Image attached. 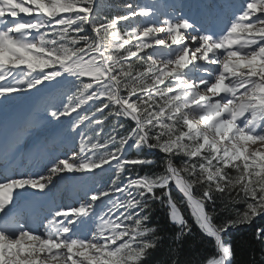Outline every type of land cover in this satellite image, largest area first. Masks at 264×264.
Wrapping results in <instances>:
<instances>
[{
	"label": "snow or ice",
	"instance_id": "1",
	"mask_svg": "<svg viewBox=\"0 0 264 264\" xmlns=\"http://www.w3.org/2000/svg\"><path fill=\"white\" fill-rule=\"evenodd\" d=\"M157 208L170 264L264 218V0H0V264H146Z\"/></svg>",
	"mask_w": 264,
	"mask_h": 264
},
{
	"label": "trees",
	"instance_id": "2",
	"mask_svg": "<svg viewBox=\"0 0 264 264\" xmlns=\"http://www.w3.org/2000/svg\"><path fill=\"white\" fill-rule=\"evenodd\" d=\"M113 2L119 5L128 2V0H113ZM113 14L118 13H108V15ZM173 195L176 196L177 199L180 198L179 194L175 191ZM238 207H242V205H238ZM185 214H187V212H185ZM152 223L160 225V232L165 235V239L163 245L151 253L146 264H170V261L174 258V254L168 251V237L174 233V226L167 223L164 212L159 208H157L156 212L153 214ZM261 226H264V218L258 217L250 225H243L229 230L238 264H264V260L261 258V245L253 239L255 229ZM193 231L195 235L187 237L179 250L178 256L181 264H183L185 260L194 257L204 248L205 240L199 238V230L193 226Z\"/></svg>",
	"mask_w": 264,
	"mask_h": 264
},
{
	"label": "rangeland",
	"instance_id": "3",
	"mask_svg": "<svg viewBox=\"0 0 264 264\" xmlns=\"http://www.w3.org/2000/svg\"><path fill=\"white\" fill-rule=\"evenodd\" d=\"M117 5H118V4H117ZM119 5H122V4H119ZM48 130H49V129H48ZM48 130H47V131H48ZM54 134H55V133H54ZM54 134H53V135H54ZM31 143H32V141H28V142L25 144L24 147H25V148H28V147L31 145ZM250 147H251V145H250Z\"/></svg>",
	"mask_w": 264,
	"mask_h": 264
},
{
	"label": "water",
	"instance_id": "4",
	"mask_svg": "<svg viewBox=\"0 0 264 264\" xmlns=\"http://www.w3.org/2000/svg\"><path fill=\"white\" fill-rule=\"evenodd\" d=\"M230 230V229H229Z\"/></svg>",
	"mask_w": 264,
	"mask_h": 264
}]
</instances>
